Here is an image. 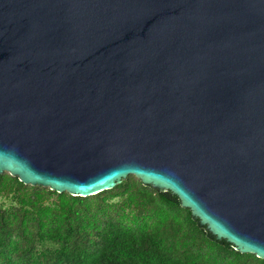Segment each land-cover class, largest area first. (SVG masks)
<instances>
[{
	"label": "water",
	"instance_id": "95a60500",
	"mask_svg": "<svg viewBox=\"0 0 264 264\" xmlns=\"http://www.w3.org/2000/svg\"><path fill=\"white\" fill-rule=\"evenodd\" d=\"M2 172L133 174L264 259V0H0Z\"/></svg>",
	"mask_w": 264,
	"mask_h": 264
},
{
	"label": "trees",
	"instance_id": "16d2710c",
	"mask_svg": "<svg viewBox=\"0 0 264 264\" xmlns=\"http://www.w3.org/2000/svg\"><path fill=\"white\" fill-rule=\"evenodd\" d=\"M0 264H264L133 174L88 196L0 173Z\"/></svg>",
	"mask_w": 264,
	"mask_h": 264
}]
</instances>
